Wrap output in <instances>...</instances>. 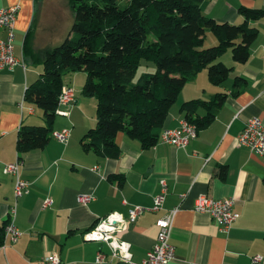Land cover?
Wrapping results in <instances>:
<instances>
[{
  "label": "crops",
  "instance_id": "0c3cea01",
  "mask_svg": "<svg viewBox=\"0 0 264 264\" xmlns=\"http://www.w3.org/2000/svg\"><path fill=\"white\" fill-rule=\"evenodd\" d=\"M62 1L0 0V9L21 6L13 49L20 62L0 69V225L7 223L15 200L16 179L4 166L21 157V176L30 183L17 204L16 225L22 234L15 242L5 235L0 264H38L51 253H58L62 264H120L106 242L91 241L84 234L109 213L128 217L135 206L152 207L163 179L168 186L163 208L142 212L120 234L131 243L134 262L140 263L154 247L158 219L179 206L170 236L176 257L168 264H264V155L238 142L251 117L264 121V14L251 21L259 33L246 62H236L229 52L223 54L221 60L232 68L225 82L213 84L204 68L178 94L159 135L166 127L178 129L186 120L182 108L186 101L227 94L216 118L200 127L187 146L159 139L153 147H145L139 139L120 132L118 157L86 151L82 137L97 125L98 100L83 95L87 73L78 71L64 76V86L72 88L75 96L61 106L67 112L58 113L52 125L54 131L71 130L68 142L52 136L45 147L18 153L21 127L45 125L43 110L25 101L26 88L43 71L42 64L25 56L26 36L30 33L33 49L61 44L74 23L67 2L68 17L50 13L58 5V11H66ZM201 4L207 17L236 24L244 21L241 6L264 10V0H204ZM5 33L0 28V40ZM198 113L205 115L207 108L200 106ZM222 167H226L224 177ZM80 194H92L94 199L83 204L78 202ZM201 194L236 199L233 209L238 217L229 232H222L208 213L193 211ZM47 199L51 203L44 207ZM98 252L106 254V261L97 262ZM256 255L262 258L254 261Z\"/></svg>",
  "mask_w": 264,
  "mask_h": 264
},
{
  "label": "trees",
  "instance_id": "16d2710c",
  "mask_svg": "<svg viewBox=\"0 0 264 264\" xmlns=\"http://www.w3.org/2000/svg\"><path fill=\"white\" fill-rule=\"evenodd\" d=\"M203 1L69 0L74 23L61 44L33 49L30 33L26 36L25 56L42 64L43 71L26 88L25 101L43 110L45 125L21 127L16 140L18 153L49 143L64 76L78 71L87 73L83 95L98 100L97 125L82 137L83 148L118 157L120 132L153 147L170 108L189 80L205 68L209 81L221 85L232 70L221 60L223 54L230 51L236 62H246L258 36L251 21L260 19L263 9L241 6L244 21L237 25L207 17ZM209 32L217 40L214 45L206 43ZM151 34L155 35L153 40ZM142 59L153 60L157 69L130 84ZM226 98V93L218 92L210 100L186 101L182 107L186 121L198 129L207 126ZM200 106L207 108L205 115L198 113ZM225 170L220 169L221 177ZM5 225H0V245Z\"/></svg>",
  "mask_w": 264,
  "mask_h": 264
},
{
  "label": "built area",
  "instance_id": "2783aa9c",
  "mask_svg": "<svg viewBox=\"0 0 264 264\" xmlns=\"http://www.w3.org/2000/svg\"><path fill=\"white\" fill-rule=\"evenodd\" d=\"M21 6L19 4L12 5L7 8L0 9V28L5 30V36L0 40V69L13 68L20 60L14 53L15 40V23L18 17V11ZM75 94L72 88L63 86L59 97V107L56 113L66 114L67 111L61 108L62 105L69 104L73 101ZM198 132L196 124L183 120L182 124L177 128L166 127L160 134V139L164 142L175 146H187L191 139ZM71 130L63 129L61 131H53V137L60 142L67 143ZM239 144L248 147L255 154L264 155V121L259 117H251L245 124L244 129L238 136ZM24 161L20 157L14 162L4 166L6 173L15 176V200L9 206V217L5 225V235L10 237L14 242L21 236L22 232L16 225V217L18 211V199L29 190V181L21 176V165ZM161 192L155 197L154 205L150 208L144 206H135L130 209L129 216L125 217L120 213L112 212L87 231L84 236L86 239L94 241L106 242L114 257L120 260V264H168L176 257V247L171 242V232L173 223L175 222L179 206L172 208L158 219L159 226L157 241L154 247L149 250L147 257L140 263H136L132 259L131 243L126 239H122V234L127 225L134 222L137 217L144 211L156 212L163 208L164 198L168 192L166 180H161ZM184 196V195H183ZM182 196V197H183ZM94 199L92 194H80L78 202L88 204ZM51 203V199L44 201L43 206L46 207ZM236 205L234 197L213 198L207 194H201L196 197L194 210L196 212L208 213L215 223L218 224L222 232H229L233 226V221L237 219L238 214L233 207ZM260 255L254 256V261H259ZM106 261V254L98 252L97 262ZM38 264H62V260L58 253H51L45 256Z\"/></svg>",
  "mask_w": 264,
  "mask_h": 264
},
{
  "label": "rangeland",
  "instance_id": "374dc122",
  "mask_svg": "<svg viewBox=\"0 0 264 264\" xmlns=\"http://www.w3.org/2000/svg\"><path fill=\"white\" fill-rule=\"evenodd\" d=\"M65 2H67L68 3V5H69V10H71V12H72V9H71V6H70V3H69V0H63L62 1V3H63V5L61 4L60 6L61 7H65ZM66 9V11H58V9H59V5H58V7H57V10L55 11V10H50V13H52V15H56V16H61V17H64V18H66V17H68L69 16V10H68V7H65ZM239 24V23H238ZM237 24V25H238ZM154 37H155V35L154 34H151L150 35V40H153L154 39ZM208 45H214V44H216L217 42H216V39H215V37H214V35L212 34V33H208V37H207V42H206ZM231 52L229 51V53L228 54H230ZM232 56V55H231ZM157 69V64L153 61V60H147V59H142V61H141V64H140V66H139V68L137 69V71H136V73H135V75L133 76V78H132V80H131V83L130 84H135V83H137L138 81H139V79L142 77V76H144V75H146L147 73H154L155 72V70ZM207 70V72H208V69H206ZM40 110V109H39Z\"/></svg>",
  "mask_w": 264,
  "mask_h": 264
}]
</instances>
